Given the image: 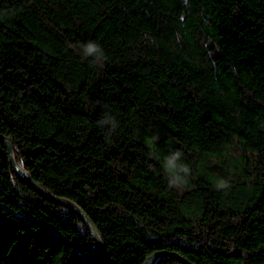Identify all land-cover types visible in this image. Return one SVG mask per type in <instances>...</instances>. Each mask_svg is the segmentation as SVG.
<instances>
[{
  "label": "trees",
  "instance_id": "obj_1",
  "mask_svg": "<svg viewBox=\"0 0 264 264\" xmlns=\"http://www.w3.org/2000/svg\"><path fill=\"white\" fill-rule=\"evenodd\" d=\"M0 134L113 264H264V0H0ZM0 264H108L1 139Z\"/></svg>",
  "mask_w": 264,
  "mask_h": 264
},
{
  "label": "water",
  "instance_id": "obj_2",
  "mask_svg": "<svg viewBox=\"0 0 264 264\" xmlns=\"http://www.w3.org/2000/svg\"><path fill=\"white\" fill-rule=\"evenodd\" d=\"M0 139L3 141L10 163L12 165V169L14 174L16 175V177L18 179H20L21 181H23L24 183H26L29 187H31L32 189H34L35 191H37L38 193L42 194L43 196H45L46 198L55 201L57 203H60L62 205H65L71 209H73L77 215L79 216L80 220L82 221V223L84 224V226L86 227L90 237L92 238L93 242L95 243V245L97 246L102 258L108 263V264H113L110 259L107 257L102 241L100 239V236L98 234V232L96 231L95 227L92 225V223L89 221V219L87 218V216L83 213V211L72 201L67 200L65 198H61L58 197L52 193H50L49 191H47L46 189H44L42 186H40L31 176L30 174L23 168L19 167L13 158L12 155V150H11V141L10 139L3 135L0 134ZM160 254H167L170 256H173L177 259H179L180 261L186 263V264H193L192 262H190L188 259H186L185 257H183L182 255L171 251V250H165V249H158V250H154L152 252H150L142 261L141 264H150V262L157 256Z\"/></svg>",
  "mask_w": 264,
  "mask_h": 264
}]
</instances>
